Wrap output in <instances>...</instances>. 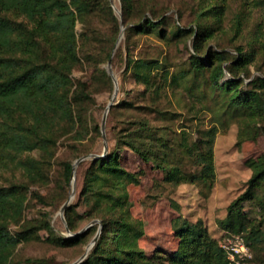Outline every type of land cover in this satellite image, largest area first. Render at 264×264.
I'll list each match as a JSON object with an SVG mask.
<instances>
[{"label":"trees","instance_id":"16d2710c","mask_svg":"<svg viewBox=\"0 0 264 264\" xmlns=\"http://www.w3.org/2000/svg\"><path fill=\"white\" fill-rule=\"evenodd\" d=\"M120 2L119 19L109 0H0V174L10 166L26 165L18 159L20 154L49 148L55 144L58 135L74 132L76 139L84 136L80 132L81 116L76 115L73 105L93 98L81 85H73L70 76L81 61L75 33L77 20L85 32L94 37L98 31L91 25L92 17L99 18L105 13L115 26L110 49L104 52L98 44H90L83 51L85 60L99 55L112 60L121 21L125 35L129 31L134 34L157 31L163 41L187 35L193 43L194 53L188 61L183 62L184 66L180 63L174 68H170L166 60L127 55L125 77L129 73L128 78L135 86L144 87L143 98L138 102L139 93L133 92L136 88L133 86L123 90L124 95L116 105L145 112L133 114L127 126L115 131L113 147L91 158L78 195V201L85 209L79 213L77 202L65 206L63 211L66 227L75 233L69 238H51L63 245L77 244L88 240L100 224L97 240L78 264H161L153 257H146L137 246L140 230L131 216L123 190L125 182L137 180L120 162L123 147L163 172L169 184H192L205 195L213 188L216 178L213 146L218 126L223 125L217 115L249 119L264 139V75L250 78L249 66L255 60L253 45H238L234 47L235 53L221 47L203 48L213 36L211 24L202 25L197 21L189 28L175 25L166 29L165 18L148 5V0ZM216 7L219 6H210L200 18L212 14L219 20L222 8L216 10ZM139 11H144V17L131 22L134 13ZM147 11L149 17L145 16ZM200 78L203 83L199 86ZM179 88L193 98L205 101L200 109L215 115L210 125H196V136L190 133L191 130L178 132L168 124H157L148 116L153 113L163 121L181 115L173 107L164 106V103H170L168 94H174ZM198 88L199 93L196 92ZM120 89L119 86L117 93ZM132 93L133 96L128 97ZM146 94L147 98L144 97ZM175 101L181 107L179 100ZM44 160H30L32 170L27 171L32 181H46L49 160ZM72 164L69 160L61 162L65 185L71 179ZM262 186L264 153L253 165L244 190L229 202L225 216L219 220L225 234H244L250 248L264 246V229H261L264 220L256 221L244 210V203L264 207L258 201ZM26 189L27 185L22 182L0 185V264H9L20 240L36 237L40 229H51L44 218L38 224L20 226L14 235L10 232V225L21 219ZM33 196L37 202L45 203L39 193H33ZM83 219H88L89 223L98 219L99 223L78 230ZM175 233L180 237V243L166 258L169 264H233L202 220L191 222L182 218L175 224ZM30 261L52 264L46 258Z\"/></svg>","mask_w":264,"mask_h":264},{"label":"rangeland","instance_id":"374dc122","mask_svg":"<svg viewBox=\"0 0 264 264\" xmlns=\"http://www.w3.org/2000/svg\"><path fill=\"white\" fill-rule=\"evenodd\" d=\"M109 2L113 13L120 19V0H109ZM148 5L165 18L163 24L166 29L175 25L189 28L197 21L202 25L211 24L214 33L205 42L203 48L211 46L213 49H218L217 47H221L230 53H235L234 47L238 45H253L255 60L249 66L250 78L254 75H264V0H148ZM213 5L219 6L216 10L222 8L219 20L212 14L200 18V14ZM143 12L134 13L131 22L142 19ZM145 16H150L149 11L145 13ZM90 22L92 27L98 31L96 37L85 32L82 23L79 20L76 21L75 33L81 61L73 68L70 75L73 85H81L93 98L73 105L76 115L81 116L80 132L84 136L76 139L74 132L58 135L55 144L51 147L36 148L20 154L18 159L26 165L10 166L2 170L0 174V185L16 182L27 185L21 219L19 223L10 225V232L14 235L20 226L38 224L44 218L49 221L51 227L50 230L40 229L36 237L29 240H20L9 264H36L35 261L30 260L45 258L52 264H71L84 254L93 237L100 232V224L88 240L77 244L63 245L51 238L52 236L69 238L75 233L67 230L64 215L61 213L62 205L69 200L66 206L78 202L77 211L80 213L85 209V205L78 201V195L91 158L103 154L104 144L107 145V151L113 147L115 131L122 126H127L133 114L145 112L116 105L124 95L123 90H129L135 86L128 78L129 73L126 77L124 74L127 55L129 54L132 58L141 56L166 60L171 65L170 68H174L180 63V66H184L183 62H187L190 55L194 53L191 37L187 35L169 37L163 41L157 36V31L149 34H134L129 31L128 35H125L124 26L120 36V24L110 63L104 55L85 60L83 51L90 44H98L101 50L108 51L112 46V36L115 32L113 22L107 18L105 13L99 18L92 17ZM109 66L117 81V91L119 86L122 90L120 89L119 93L116 91L112 109L110 107L111 111H108L106 115L104 140L101 131L103 114L112 99L115 88L108 71ZM247 80L245 78V81ZM198 82L200 86L203 80L200 78ZM135 87L133 92L139 93L137 97L139 102L143 98L144 87L140 84ZM196 92L199 93L200 88ZM133 94L128 97H132ZM168 96L170 103H164V106L173 107L181 115L171 116L170 119L162 121L158 115L149 113L148 116L153 122L160 125L168 124L178 132L182 129L191 130L190 133L196 136V125L208 126L214 119L213 113L200 109L205 101L197 97L193 98L181 88L176 89L174 94L169 93ZM144 97L147 98L148 94ZM176 99L179 100L181 107L177 106ZM217 116L221 118L223 125L218 126L213 146L216 178L213 188L205 195L201 193L199 187L192 184L182 183L177 186L169 184L165 181L163 172L142 161L129 148L123 147L120 152L121 164L137 180V182H125L123 188L131 216L140 230L137 246L146 257H153L161 264H169L166 258L178 248L180 237L175 233V224L182 218L191 222L202 220L210 235L218 239L220 243L224 242L225 231L220 226L219 220L225 216L229 202L244 190L252 174L253 165L264 153L263 136L256 132L254 123L249 119ZM62 125L61 121L60 126ZM181 125L185 126L181 127ZM86 151L88 152L85 153ZM84 155L91 156L81 160L76 165L69 183L63 184L61 162L69 160L74 163ZM45 158L49 160L46 181H32L27 171V169L32 170L30 160H44ZM33 193L42 195L45 203L37 202ZM258 201L264 204V186L259 189ZM244 210L248 211L259 223L264 220V207L259 208L255 203L245 202ZM83 220L78 230L90 222L88 219ZM93 221L99 223L98 219ZM261 229H264V224ZM250 249L252 259L248 264H264V246Z\"/></svg>","mask_w":264,"mask_h":264},{"label":"built area","instance_id":"2783aa9c","mask_svg":"<svg viewBox=\"0 0 264 264\" xmlns=\"http://www.w3.org/2000/svg\"><path fill=\"white\" fill-rule=\"evenodd\" d=\"M221 247L228 260L233 264H248L252 259V251L241 234L227 232Z\"/></svg>","mask_w":264,"mask_h":264},{"label":"water","instance_id":"95a60500","mask_svg":"<svg viewBox=\"0 0 264 264\" xmlns=\"http://www.w3.org/2000/svg\"><path fill=\"white\" fill-rule=\"evenodd\" d=\"M120 24H121V32H120V36H121V35H122V30H123L122 21L120 22ZM109 63H110V61H109ZM108 71H109V74L112 76V79H113L114 84H115V88H114V93H113L112 99H111V101L108 103V105L106 106V108H105V112H104V114H103L101 131H102V135H103L104 140H105V133H104V122H105V118H106L107 111H108L110 105H111L112 102L115 100V95H116V91H117V81H116L115 77L113 76V74H112V72H111V70H110V66L108 67ZM106 151H107V145L104 144L103 153H105ZM89 156H91V155L82 156V157L78 158V159L72 164V174L75 172V167H76V165H77L81 160H83V159H85V158H87V157H89ZM92 156H93V155H92ZM68 201H69V200H68ZM68 201H66V202L62 205V207H61V213H63L64 208H65V206L67 205ZM93 222H95V221H92L91 223L87 224V225L84 226L81 230L86 229V228H87L89 225H91ZM67 230H68V228H67ZM98 235H99V232H97L96 235H95V236L93 237V239L91 240L92 245H93V244L95 243V241L97 240ZM87 253H88V251H85L84 254H83L81 257H79L77 260H75V261L72 262L71 264H78V263H79V262H80V261H81V260L87 255Z\"/></svg>","mask_w":264,"mask_h":264},{"label":"bare ground","instance_id":"6f19581e","mask_svg":"<svg viewBox=\"0 0 264 264\" xmlns=\"http://www.w3.org/2000/svg\"><path fill=\"white\" fill-rule=\"evenodd\" d=\"M91 247H92V242L86 251H89L91 249Z\"/></svg>","mask_w":264,"mask_h":264}]
</instances>
